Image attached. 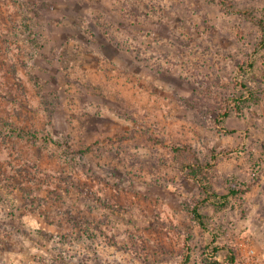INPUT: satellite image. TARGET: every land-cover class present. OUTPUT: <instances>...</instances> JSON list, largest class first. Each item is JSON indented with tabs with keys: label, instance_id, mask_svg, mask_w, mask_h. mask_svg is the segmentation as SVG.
<instances>
[{
	"label": "rangeland",
	"instance_id": "374dc122",
	"mask_svg": "<svg viewBox=\"0 0 264 264\" xmlns=\"http://www.w3.org/2000/svg\"><path fill=\"white\" fill-rule=\"evenodd\" d=\"M259 18L264 0H0V264H202L212 231L264 264V79L238 70L264 74ZM182 144L229 152L218 191L251 185L204 206L210 230Z\"/></svg>",
	"mask_w": 264,
	"mask_h": 264
},
{
	"label": "trees",
	"instance_id": "16d2710c",
	"mask_svg": "<svg viewBox=\"0 0 264 264\" xmlns=\"http://www.w3.org/2000/svg\"><path fill=\"white\" fill-rule=\"evenodd\" d=\"M248 12V11H247ZM239 13L243 14V11H239ZM248 14V13H247ZM254 18V17H253ZM257 26L260 31V39L256 45V51L260 49H264V19L259 18L255 20ZM30 39V38H29ZM32 40V39H30ZM239 72L242 75L248 74L251 75L254 79H264V74L262 71H257L255 66V61L253 57H250L248 60L239 64L238 67ZM239 86L244 89L247 93L246 98L250 101L257 102L261 99L260 95L256 93V91L252 90L245 81L242 79L238 81ZM264 95V94H262ZM245 98V99H246ZM244 101L242 99V94L238 95L236 98H233V102L231 103L234 108H240V102ZM264 102V101H263ZM229 111L225 109L221 111L216 116V123L220 128H223V123L225 118L228 116ZM33 136H36V133H33ZM153 141L157 143H163V140L158 137H150ZM47 140L51 141L56 145H61V141L55 140L53 138H48ZM171 150L175 153V159L177 163L178 169L189 179H191L201 193V197L192 198L190 201H183L184 207L189 211L192 218L205 230H210L211 220L208 215L204 212V206L207 204L213 205L216 209L221 210L229 204L230 200L234 197H241L246 192H248L251 188L250 184H245L244 187L239 186L238 184H229L224 190L218 191L216 187L217 183V162L218 158L222 153L228 154V151H220L212 149L210 156L208 159L202 160L194 148L189 144L182 145H170ZM86 229H84V232ZM212 239L207 245V251L204 255L202 264H231L235 262L236 255L235 250L232 246H222L217 243L219 239V234L215 231H212ZM90 235V234H88ZM226 248V253L222 257V260L217 258V254L222 249ZM190 246L185 244V252L184 258L187 261L190 258ZM61 259V258H60Z\"/></svg>",
	"mask_w": 264,
	"mask_h": 264
}]
</instances>
